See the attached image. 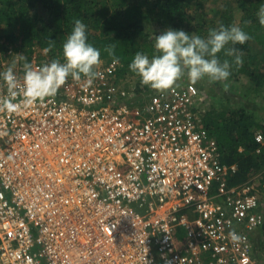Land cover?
I'll return each mask as SVG.
<instances>
[{
	"label": "built area",
	"instance_id": "built-area-1",
	"mask_svg": "<svg viewBox=\"0 0 264 264\" xmlns=\"http://www.w3.org/2000/svg\"><path fill=\"white\" fill-rule=\"evenodd\" d=\"M13 63L21 81L42 66L3 57L0 72ZM118 68L0 107V264H260L264 201L253 180L230 185L238 166L200 121L207 95L183 79L139 93Z\"/></svg>",
	"mask_w": 264,
	"mask_h": 264
},
{
	"label": "trees",
	"instance_id": "trees-1",
	"mask_svg": "<svg viewBox=\"0 0 264 264\" xmlns=\"http://www.w3.org/2000/svg\"><path fill=\"white\" fill-rule=\"evenodd\" d=\"M206 1L209 0H0V32L6 34L2 52L12 49L20 56L8 54L11 59L31 60L33 53L45 51L51 40L54 45L46 52L47 63L53 59L63 61V44L74 21L80 19L87 25L89 42L101 51V62H119L117 78L130 72L140 80L137 91L147 94L152 92L151 87L141 83V77L129 68V64L136 52H144L149 57L157 54L155 37L161 34L157 30L183 29L190 35L203 37L210 29L236 25L235 11L229 4L220 11L217 22H208L202 13ZM237 3L238 26L251 38L244 44L229 45L236 47L242 57L240 64L229 58L232 60L229 78L235 82L245 78L255 91L264 90V25L260 24L257 15L264 0H237ZM109 45L115 46V57L105 51ZM254 46L258 48L255 52ZM219 55L221 59L225 58L223 52ZM187 83L211 94L207 84ZM242 96L246 100L249 95ZM199 117L203 130L217 141L222 163L238 166L230 185L253 180L264 201V146L256 142L257 133L264 134V124L257 115V108L241 106L207 111L203 107ZM254 176L260 177L255 181ZM257 233H264V226ZM256 236L253 241L260 252L264 246L260 244L259 248Z\"/></svg>",
	"mask_w": 264,
	"mask_h": 264
},
{
	"label": "clouds",
	"instance_id": "clouds-1",
	"mask_svg": "<svg viewBox=\"0 0 264 264\" xmlns=\"http://www.w3.org/2000/svg\"><path fill=\"white\" fill-rule=\"evenodd\" d=\"M257 15L260 24L264 25V6ZM250 38L248 32L235 24L210 29L203 37L190 35L183 29L168 28L155 37L157 54L149 57L144 52H136L129 68L141 77L142 84L162 91L170 89L185 76L192 83L204 78L210 82H224L231 75L232 60L229 58H234L236 64L242 63L239 50L229 45L244 44ZM53 45L54 41L50 40L45 52ZM105 51L115 57L114 45H109ZM222 52L224 59L219 55ZM100 63L101 51L89 42L87 25L76 19L63 44V61L53 59L39 67L25 63L22 81L14 71L15 63L0 72V79L7 85V96L0 98V107L8 112L27 109L46 97L55 96L69 77L77 81L83 77L86 84H91L99 75L95 67ZM17 97L20 98L17 100ZM229 235L233 241L242 239L235 230Z\"/></svg>",
	"mask_w": 264,
	"mask_h": 264
},
{
	"label": "rangeland",
	"instance_id": "rangeland-1",
	"mask_svg": "<svg viewBox=\"0 0 264 264\" xmlns=\"http://www.w3.org/2000/svg\"><path fill=\"white\" fill-rule=\"evenodd\" d=\"M206 6L204 11L202 12L204 14L205 19L208 22H211L213 20L214 22H217V18L219 17L220 11L223 10V8L226 5H231L233 10L235 11L234 15L236 16V25H239L240 22V13L237 10L238 3L237 0H209L206 1ZM159 33H162V31L157 30ZM5 35L2 31L0 32V59L3 57L11 58L9 55H12L16 58H19V54H16L12 49H9V52L3 53L4 51V42L6 41ZM257 46H254V52L257 50ZM7 54V55H5ZM9 54V55H8ZM19 55V56H18ZM12 57V58H13ZM36 58L42 65L47 63L48 55L45 51L36 50L33 53L32 58ZM17 60V59H15ZM119 63V62H118ZM184 79L188 82L189 80L185 76ZM183 79V80H184ZM139 79L137 76L132 75L130 72L126 73L124 76L119 78V82L121 83V86L123 87H137L139 83ZM179 82V81H177ZM190 82V81H189ZM201 84H207L208 85V91L211 92V94L207 93V91H203L207 95V103L205 105V110H228V109H236L241 106H244L248 109L257 108V115L260 116V121L264 124V90L255 91L254 87H251L250 83L247 82L245 78H242L238 82H235L228 78V80L224 82H210L207 78H204L200 80ZM227 84L228 86L225 87L224 85ZM153 89V88H151ZM243 95L248 94V99H244ZM231 99V101H230ZM254 114V112H253ZM260 176H254L253 179L258 178ZM259 233H257L258 235ZM257 237V243L259 245V248H261V245L264 246V233L259 234ZM261 244V245H260ZM258 256V257H257ZM256 258H258L260 264H264V249L260 250L258 249V246L256 245Z\"/></svg>",
	"mask_w": 264,
	"mask_h": 264
}]
</instances>
